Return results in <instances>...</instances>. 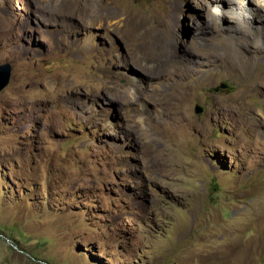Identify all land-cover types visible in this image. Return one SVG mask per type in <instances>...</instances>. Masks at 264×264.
<instances>
[{"label":"rangeland","instance_id":"1","mask_svg":"<svg viewBox=\"0 0 264 264\" xmlns=\"http://www.w3.org/2000/svg\"><path fill=\"white\" fill-rule=\"evenodd\" d=\"M241 2L0 0V264H264V2Z\"/></svg>","mask_w":264,"mask_h":264},{"label":"water","instance_id":"2","mask_svg":"<svg viewBox=\"0 0 264 264\" xmlns=\"http://www.w3.org/2000/svg\"><path fill=\"white\" fill-rule=\"evenodd\" d=\"M10 66L3 65L0 67V91L3 90L9 83L10 80ZM203 108L196 106V113H201Z\"/></svg>","mask_w":264,"mask_h":264},{"label":"bare ground","instance_id":"3","mask_svg":"<svg viewBox=\"0 0 264 264\" xmlns=\"http://www.w3.org/2000/svg\"><path fill=\"white\" fill-rule=\"evenodd\" d=\"M239 2H241V0H238ZM258 1H261V2H264V0H258ZM237 2V1H236ZM241 3H243V2H241ZM263 4V3H262ZM205 13H209V11H207V10H205L204 11ZM147 28V27H146ZM258 55V54H257ZM258 56H260V55H258ZM261 57H263V56H261ZM249 58V57H248ZM250 63H252L251 61H250ZM247 64H249V63H247ZM189 72H191V71H189ZM197 79V78H196Z\"/></svg>","mask_w":264,"mask_h":264}]
</instances>
